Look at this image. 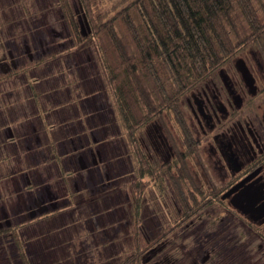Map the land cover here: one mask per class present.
<instances>
[{"label": "rangeland", "instance_id": "rangeland-1", "mask_svg": "<svg viewBox=\"0 0 264 264\" xmlns=\"http://www.w3.org/2000/svg\"><path fill=\"white\" fill-rule=\"evenodd\" d=\"M130 1L97 0L95 12L107 20ZM256 1L264 6V0ZM60 4L67 7L70 13L77 12L75 0H0V76L12 70L17 71V77L11 81V84H6L7 87L3 83L0 84V146L7 145L9 147L7 152L16 149L11 145L12 140L8 143V139H4L5 132L2 129L6 127L11 129L16 124V117L22 116L19 111L21 96L18 91L13 92L12 89L19 84V79H22L23 83L16 88L26 87L31 77L39 76L44 66H49L50 62L57 60L62 63L63 70H69L67 67L69 62L77 64V67L71 71L82 69L80 74H83V69L86 72L91 71L95 78H98L97 69H95L97 65L101 73L99 74L104 78L101 63L92 43L89 41L79 49L74 48ZM78 16L80 32L85 35L80 13ZM118 33L122 34L121 31ZM226 63L225 66L232 62L229 60ZM32 67L36 70L31 71ZM24 75L27 77V82L22 78ZM109 95L112 98L110 89ZM185 97L181 99L180 106L186 119ZM118 121L124 135L119 118ZM165 124L175 138V135H178L175 124L166 119ZM154 126L158 129V123L153 121L137 135V138L150 164L158 171L157 168H160L163 162L160 155L162 147L159 146V153H157L153 142L157 145L158 136L162 133L155 132ZM124 138L127 142L125 135ZM27 140L26 146L29 143ZM127 145L130 151L128 142ZM165 146L163 150H167L169 144ZM22 151L25 153L27 150L22 149ZM206 153L203 146L197 158L188 157L187 159L190 173L198 177L196 186L201 187L203 191L208 190V182L201 176L204 171L200 169V162L205 163V167L211 173V179L220 185L218 177L210 168ZM3 166L4 164L0 162L1 171H4ZM18 167L19 164L16 163L12 170L16 171ZM130 169L129 167L128 173L124 175L116 174V178L111 182L113 192L110 195H115L116 204L109 209H102L97 214V218L100 216L101 219L105 218L107 213L110 214L107 221L97 224V220L89 219L94 215H87L85 205H75L77 211H80L77 212L79 214L76 217L77 221L71 222L70 219H66V222H59L57 219H52V223L47 222L48 225L47 223L41 225H46V230L37 238L29 236L27 228L30 223L27 211L22 210L28 205V195L25 193V198L21 196L12 198L10 195L13 181H18L20 186L21 177L19 174H13L11 179L9 178V186L0 183V231L16 230L19 240L24 245L29 264H120L133 253L135 198L130 194L129 186L136 181V178ZM159 174L162 180L158 183L154 182V186L148 188L141 205L140 221L149 242H153L168 230L173 229L175 222L182 215L175 193L163 175ZM183 187L185 190L191 189L187 184ZM56 207L58 213L64 212L63 207L59 205ZM233 214H236V211L228 205L227 201L220 205L213 204L191 223L164 239L156 247L154 254L147 257L144 264L157 262L160 264H241V260L243 264H264V237L262 236L264 233L261 231L257 233L256 225L253 223L250 225L246 220L237 221ZM212 223L216 226L210 230L209 225ZM195 241L200 243L195 244ZM14 242V238L9 234L0 236V264H21Z\"/></svg>", "mask_w": 264, "mask_h": 264}, {"label": "trees", "instance_id": "trees-1", "mask_svg": "<svg viewBox=\"0 0 264 264\" xmlns=\"http://www.w3.org/2000/svg\"><path fill=\"white\" fill-rule=\"evenodd\" d=\"M75 1L76 13L60 4L70 39L77 49L92 43L134 161L136 181L129 186L135 198L133 253L120 264H144L164 239L208 207L220 203L221 191L216 184H212V190L203 191L193 183L187 159L197 158L200 149L187 126L180 101L237 54L261 43L264 6L256 0H131L105 20L95 12L97 0ZM78 13L85 35L79 29ZM15 77L17 71L12 70L0 76V84L7 87ZM165 119L178 129L177 143ZM152 121L165 128L176 151L175 159L158 171L149 163L137 138ZM159 173L175 193L182 215L173 229L149 242L140 221L141 205L148 188L162 180ZM185 184L191 189L185 190ZM6 234L14 238L21 264H29L16 230L0 231V236Z\"/></svg>", "mask_w": 264, "mask_h": 264}, {"label": "crops", "instance_id": "crops-1", "mask_svg": "<svg viewBox=\"0 0 264 264\" xmlns=\"http://www.w3.org/2000/svg\"><path fill=\"white\" fill-rule=\"evenodd\" d=\"M67 67L69 70H63L59 60L53 61L28 82L26 75L22 76L26 87L16 88L22 79L13 84V92L21 96L22 116L16 117L11 129H2L4 139L12 140L16 150L7 152V145L0 146V162L4 164V171L0 169L4 181L0 183L9 186L13 174L21 177L20 186L13 181L10 195H28V205L22 210L27 211L31 238L42 236L46 225H41L52 223V219L77 221L80 211L75 205H85L87 215H94L89 219L97 224L107 221L110 214L103 219L97 214L116 204L115 195H110L112 180L116 174L128 173L129 167L134 174V161L105 76L101 77L97 65L98 78L84 69L83 74L82 69L71 71L77 64L68 62ZM16 163L19 167L15 171ZM57 205L64 212L58 213Z\"/></svg>", "mask_w": 264, "mask_h": 264}, {"label": "flooded vegetation", "instance_id": "flooded-vegetation-1", "mask_svg": "<svg viewBox=\"0 0 264 264\" xmlns=\"http://www.w3.org/2000/svg\"><path fill=\"white\" fill-rule=\"evenodd\" d=\"M263 42L264 39L258 46H254L255 48L240 52V55L238 54L240 57L236 55L238 58L230 60L231 66H225L226 63L225 67L217 69L184 95L186 96L187 126L199 149L203 150L205 146L207 161L210 163L212 172L219 179L220 185H217L206 174L205 171L209 172V170L205 167V163L200 162V169L204 171L201 176L208 182L207 189L212 190V184H216L221 191L220 203L216 202L215 205L227 201L232 208V204L244 207L248 213L233 208L236 211L233 217L239 222L246 220L250 225L255 224L257 233L260 231L264 233ZM154 130L158 134L162 133L158 136L157 145L153 142V146L156 147L157 153H159V146L162 147L160 148L163 159L161 166H164L175 159L176 151L160 123H158V129L154 126ZM175 136L177 138V135ZM166 144H169V147L163 150ZM191 175L193 183L197 185V175L192 173ZM226 194L228 196L223 199ZM245 194L252 195L249 198L252 203L250 208L244 206L247 204L246 198L242 197ZM200 215L201 213L190 219L187 224ZM215 226L216 224L212 223L209 229L213 230ZM181 228L183 226L176 231ZM195 237L194 234L193 238ZM241 264H243L242 260Z\"/></svg>", "mask_w": 264, "mask_h": 264}, {"label": "water", "instance_id": "water-1", "mask_svg": "<svg viewBox=\"0 0 264 264\" xmlns=\"http://www.w3.org/2000/svg\"><path fill=\"white\" fill-rule=\"evenodd\" d=\"M228 194H229V193H228ZM228 194H226V195L223 197V199L226 198V196H228ZM242 197H245V198H246V201H247V204H245L244 206H245L246 208H250V207L252 206V203L250 202L249 198H251L252 195H250V194H245V195L242 196ZM240 202H241V200H240ZM232 206H233V208L238 209V210H240V211L243 210V213H248V211H246L247 209L244 210V207H239V206L236 205V204H235V205L232 204ZM237 206H238V207H237ZM241 208H242V209H241Z\"/></svg>", "mask_w": 264, "mask_h": 264}]
</instances>
